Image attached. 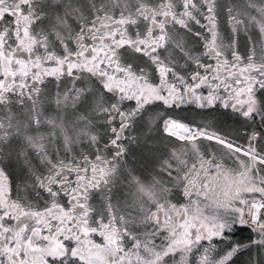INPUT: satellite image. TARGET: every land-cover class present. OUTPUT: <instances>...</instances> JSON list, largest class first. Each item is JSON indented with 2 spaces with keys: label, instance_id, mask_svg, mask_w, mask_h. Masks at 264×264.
I'll list each match as a JSON object with an SVG mask.
<instances>
[{
  "label": "snow or ice",
  "instance_id": "snow-or-ice-1",
  "mask_svg": "<svg viewBox=\"0 0 264 264\" xmlns=\"http://www.w3.org/2000/svg\"><path fill=\"white\" fill-rule=\"evenodd\" d=\"M0 264H264V0H0Z\"/></svg>",
  "mask_w": 264,
  "mask_h": 264
}]
</instances>
